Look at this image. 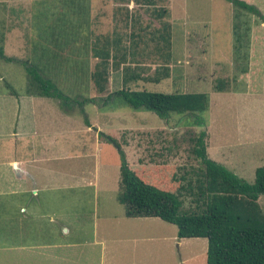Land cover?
<instances>
[{
    "label": "crops",
    "instance_id": "1",
    "mask_svg": "<svg viewBox=\"0 0 264 264\" xmlns=\"http://www.w3.org/2000/svg\"><path fill=\"white\" fill-rule=\"evenodd\" d=\"M30 1L0 0V4H28ZM45 1L50 0H39ZM69 2L74 4L70 12L76 9L79 14L77 23L70 27L63 23L53 33L49 30L50 36L56 38L52 42L48 38L47 42L64 46L65 51L72 46L74 58L64 55L59 60L55 53L50 56L43 42V48L35 51L38 57L33 67L59 90L60 85H75L77 93L73 99H91L93 97H84L81 91L95 89L91 75L99 59L93 53L98 49L104 52L108 44L112 55L126 52L128 61L130 53H137L132 64L121 65L116 71L110 67V73L120 71L122 84L123 67L129 66L134 70L135 80L130 79L127 88L139 82L146 50L147 13L156 17V10L150 9L148 4L167 3L169 11L171 1ZM58 4L64 5L66 0ZM23 32L15 24L5 27L0 31V45L7 57L31 65L25 57L28 45ZM254 45H248L250 50ZM17 66L23 75V90H11L12 84L6 82V74L0 70V264H146L147 259L156 264L155 257L159 260L157 241L163 242L166 254L172 256L173 247L178 249L182 240H186L179 239L177 231L174 234L159 232L161 228L152 224L162 223L153 222L155 218L125 216L124 207L118 201L120 177L115 174L109 177L107 163L101 162L103 146L107 144L99 135L102 128L82 123L75 114L62 110L58 100L29 91L24 65ZM3 85L11 87L7 89ZM67 141L75 149L70 157L65 153ZM219 145V160L215 162L239 177L245 166L234 157L232 148L241 145L230 144L226 139ZM207 148L206 143V151ZM65 160H69V167ZM77 163H88L89 167L77 169ZM100 194L102 200H99ZM87 197L91 200L86 201ZM82 213H90L85 217L90 223L89 235H84L82 229ZM61 233L64 238H58ZM70 234L75 237L67 242ZM160 262L161 259L159 264H162Z\"/></svg>",
    "mask_w": 264,
    "mask_h": 264
},
{
    "label": "rangeland",
    "instance_id": "2",
    "mask_svg": "<svg viewBox=\"0 0 264 264\" xmlns=\"http://www.w3.org/2000/svg\"><path fill=\"white\" fill-rule=\"evenodd\" d=\"M170 1L171 12L170 9L168 11L167 3L148 4L150 9L156 10V17L153 13H147L144 66L140 81L131 84L129 88L156 93L207 94L209 109L200 116L205 122V127L188 125L190 119L186 116L172 114L168 120H163L145 110L134 111L124 106L119 99L106 102L103 100L105 96H99L95 89H89L85 93L83 89L81 91L84 97L95 98L94 105H73L71 108L63 106L62 110L75 114L82 123L88 120L92 127L102 128L101 133L105 136L100 138L107 144L103 146L101 162L107 163L106 171L110 173L109 177L114 174L120 177V155L118 149L106 140L108 137L121 147L133 169H145L142 171L144 174H155L158 170L170 177L172 173L180 176L190 166L197 167L196 160L190 154L191 143L188 139L205 130V141L209 148L207 151L214 161L219 158V143L223 139L230 144L241 145L232 148L234 157L243 161L245 166L244 172L239 173V178L253 183V170L264 167V23H261L257 16L235 8L226 0ZM250 1L264 14V0ZM61 2L65 0H31L28 4H0V31L13 24L24 30L28 45V55L25 57L31 63L30 66H35L38 57L35 51L43 48L45 44L48 54L52 56L55 53L59 60H62L64 55L68 59L75 56L72 46L70 50L65 51L64 46L47 42L48 38L51 42L56 38L50 36L49 30L53 33V30L61 28L63 23L73 26L78 21L77 10L70 12L74 4L70 5L69 0H66L64 5ZM157 6L158 8H155ZM160 8L161 10H157ZM239 33H246L247 36L240 37ZM42 35H47V38ZM251 43L255 45L250 50L248 45ZM16 64L23 66L18 63L6 64L0 59V70L6 74V82L12 84L9 88L18 91L23 90L24 81L21 68ZM162 69H167V78L160 75L163 73ZM123 74L122 71L120 84V71L110 73V92L128 87V84L123 83ZM154 76L161 78L158 83L151 82ZM55 82L59 85L57 80ZM219 83L224 85V92H216L215 87ZM76 88L72 84L60 85L61 92L69 99H73L74 93H77ZM66 143L68 144L65 153L70 157L75 149L71 142ZM65 163L70 166L69 160H65ZM80 167L88 168L89 164L77 163L76 168ZM118 188L120 189L119 182ZM111 195L114 196V193ZM102 198L100 194L99 200ZM87 200H91V197H87ZM258 204L264 213V196L259 197ZM188 205L189 201L185 200L183 206L186 208ZM87 214L90 213H82L84 235L90 234V223L85 219ZM152 221L162 223L152 224L161 228V233L174 234L177 231L174 225L156 218ZM73 234L67 235V242L75 237ZM78 235L82 236V232ZM60 237L64 238L62 233L58 235V238ZM207 245L205 239L182 240L178 249L173 247L175 251L172 256L166 254L167 247L163 242L157 241L155 247L162 264H181L183 260L184 264H206ZM155 260L156 264H159L156 257ZM146 264H151V261L147 259Z\"/></svg>",
    "mask_w": 264,
    "mask_h": 264
},
{
    "label": "trees",
    "instance_id": "3",
    "mask_svg": "<svg viewBox=\"0 0 264 264\" xmlns=\"http://www.w3.org/2000/svg\"><path fill=\"white\" fill-rule=\"evenodd\" d=\"M226 1L237 9L257 16L264 23V14L250 0ZM109 46L105 44L104 52L98 49L93 53L99 61L91 75L92 82L95 92L105 96L103 100L119 99L131 110H145L163 120H168L172 114L186 116L190 119L188 125L205 127V122L200 118L209 109V98L205 93H156L133 91L126 87L110 92V67L116 70L121 65L132 64L135 61L133 56L137 53H130L128 61L126 52L114 56ZM0 59L6 63L24 65L29 91L58 100L62 109L63 106L83 107L96 102L95 98L69 99L35 67L7 57L1 45ZM142 61L141 64H144ZM162 71L160 75L167 78V69ZM123 72L125 85L130 79L135 80L134 70L129 66H124ZM160 79L154 76L151 82L158 83ZM215 90L224 92V85L219 83ZM85 122L88 124L87 120ZM99 135L105 136L102 133ZM206 137V131L201 130L188 139L191 143L190 154L196 160L197 167L190 166L180 176L172 173L170 177L158 170L155 174H144L142 171L145 169H133L121 147L108 137L107 140L118 149L120 155L118 201L124 207L127 218H158L174 225L179 239H206V264H264V213L258 204L259 197L264 196V167L255 170L253 183L246 182L209 158ZM185 200L189 201L186 208L183 206Z\"/></svg>",
    "mask_w": 264,
    "mask_h": 264
}]
</instances>
